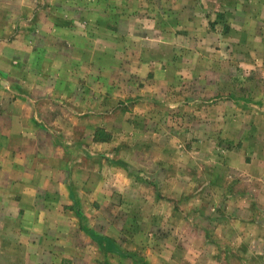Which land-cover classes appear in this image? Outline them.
<instances>
[{
    "label": "rangeland",
    "instance_id": "374dc122",
    "mask_svg": "<svg viewBox=\"0 0 264 264\" xmlns=\"http://www.w3.org/2000/svg\"><path fill=\"white\" fill-rule=\"evenodd\" d=\"M69 192L88 259L264 264V0H0V199Z\"/></svg>",
    "mask_w": 264,
    "mask_h": 264
},
{
    "label": "crops",
    "instance_id": "0c3cea01",
    "mask_svg": "<svg viewBox=\"0 0 264 264\" xmlns=\"http://www.w3.org/2000/svg\"><path fill=\"white\" fill-rule=\"evenodd\" d=\"M7 183V181H3V184ZM11 184L12 182H9L8 188H10ZM68 190H70V188ZM19 196L20 198L6 195L3 200L0 199V213H2L3 217L19 216L18 223L13 222V224L0 218L1 220H5L0 224L1 233L9 234L13 231L19 233V237H17L14 242L9 241V237H6L5 241L0 239V264L4 262L7 264H114L117 261V259H88L87 250H84L82 244L74 240V237L72 238L70 235L69 232L71 230L77 229V217L82 216L80 208H78V210L75 209V203L77 202L79 204L75 194L72 195L69 192V203L64 202L63 207L53 209L45 205V207L43 206L40 209L28 206L23 210L25 206V196L23 193H21V195L19 194ZM39 196L40 197H37L35 195V199L40 198L42 202L44 198L47 200L48 194L46 197L44 196V198L42 194ZM9 201L11 204L7 205ZM28 210L30 215L33 216H41L45 210V241L43 239V241L40 240L42 236L41 231L43 229V223L41 221H37L36 224L31 226L33 230L24 226L25 220L20 217L28 215ZM50 215L61 217V221L51 225L52 223L46 218L50 217ZM67 217L71 218L66 220ZM36 226L40 227L41 230H36ZM21 231H35L39 233L38 242L35 245L28 243V241L21 238L23 236ZM78 237L81 238L80 234ZM33 247L39 249L34 251Z\"/></svg>",
    "mask_w": 264,
    "mask_h": 264
},
{
    "label": "trees",
    "instance_id": "16d2710c",
    "mask_svg": "<svg viewBox=\"0 0 264 264\" xmlns=\"http://www.w3.org/2000/svg\"><path fill=\"white\" fill-rule=\"evenodd\" d=\"M78 208H79V207H78V203L76 202V203H75V209L78 210Z\"/></svg>",
    "mask_w": 264,
    "mask_h": 264
}]
</instances>
